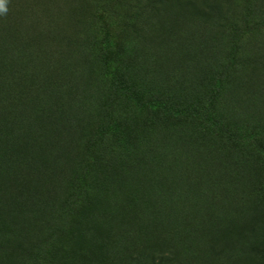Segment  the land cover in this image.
Returning a JSON list of instances; mask_svg holds the SVG:
<instances>
[{
    "label": "rangeland",
    "instance_id": "rangeland-1",
    "mask_svg": "<svg viewBox=\"0 0 264 264\" xmlns=\"http://www.w3.org/2000/svg\"><path fill=\"white\" fill-rule=\"evenodd\" d=\"M9 2L50 7L73 90L12 149L42 180L0 177V264L36 247L50 264H264V0Z\"/></svg>",
    "mask_w": 264,
    "mask_h": 264
},
{
    "label": "trees",
    "instance_id": "trees-1",
    "mask_svg": "<svg viewBox=\"0 0 264 264\" xmlns=\"http://www.w3.org/2000/svg\"><path fill=\"white\" fill-rule=\"evenodd\" d=\"M7 7V15L0 16V177L10 173L14 185L25 172L30 175L33 172L32 175L36 177L37 182L42 180L39 166L25 156L22 160L13 159L12 149L20 146L22 139L24 144L36 142L33 125L37 126L38 131L53 125L42 122L43 117L50 114V112L46 113L49 108L46 106L47 100L51 99L56 105V112L63 114L64 100L60 94L73 90V82L68 81L69 78L72 79L73 73L67 70L64 49L54 38L55 27L51 28L54 21L50 16V7L41 10L46 14L37 15V17L34 9L40 8H35L34 5L22 7V12L18 13L15 3L8 2ZM37 25H41L46 30V36L41 41L33 40L32 30L34 26L37 28ZM37 46L42 56L46 58L45 69H38L35 65L37 57L34 56L33 51ZM26 56L30 58L27 59L28 62H26ZM109 76L113 75L108 73L104 75L106 79ZM53 133L55 134V130ZM253 145L256 143L253 142ZM91 147L88 142L84 145L86 150ZM89 151L91 155H87L93 159V156L97 154L96 146ZM91 159L87 160L90 166L94 163ZM70 172L74 176L80 173L73 179L75 189L79 187L78 183L84 180V174H89L87 170L81 168L69 170ZM7 178L5 177L6 180ZM196 226L187 225L189 229L185 230V239H190L189 233L198 231ZM127 239L125 237V240ZM32 253L34 254L29 260L33 264H50L49 257H46L49 256V252H41V248L36 247L28 255Z\"/></svg>",
    "mask_w": 264,
    "mask_h": 264
},
{
    "label": "clouds",
    "instance_id": "clouds-1",
    "mask_svg": "<svg viewBox=\"0 0 264 264\" xmlns=\"http://www.w3.org/2000/svg\"><path fill=\"white\" fill-rule=\"evenodd\" d=\"M9 0H0V16H6L8 13V4Z\"/></svg>",
    "mask_w": 264,
    "mask_h": 264
},
{
    "label": "bare ground",
    "instance_id": "bare-ground-1",
    "mask_svg": "<svg viewBox=\"0 0 264 264\" xmlns=\"http://www.w3.org/2000/svg\"><path fill=\"white\" fill-rule=\"evenodd\" d=\"M162 180V179H161Z\"/></svg>",
    "mask_w": 264,
    "mask_h": 264
}]
</instances>
